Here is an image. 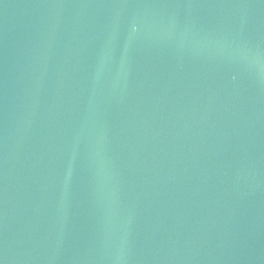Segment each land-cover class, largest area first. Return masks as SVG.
<instances>
[{
  "label": "water",
  "instance_id": "obj_1",
  "mask_svg": "<svg viewBox=\"0 0 264 264\" xmlns=\"http://www.w3.org/2000/svg\"><path fill=\"white\" fill-rule=\"evenodd\" d=\"M0 264H264V0H0Z\"/></svg>",
  "mask_w": 264,
  "mask_h": 264
}]
</instances>
